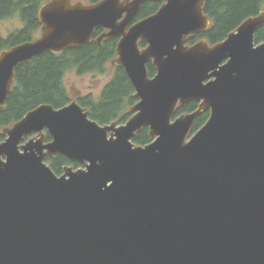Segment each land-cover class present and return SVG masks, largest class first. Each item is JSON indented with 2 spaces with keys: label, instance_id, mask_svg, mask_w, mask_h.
Instances as JSON below:
<instances>
[{
  "label": "water",
  "instance_id": "obj_1",
  "mask_svg": "<svg viewBox=\"0 0 264 264\" xmlns=\"http://www.w3.org/2000/svg\"><path fill=\"white\" fill-rule=\"evenodd\" d=\"M208 1L50 0L40 37L0 53L3 109L19 66L105 30L97 41L119 38L115 63L139 100L123 125L99 124L75 100L3 130L0 264H264V12L190 46L211 26ZM148 2L162 6L133 24ZM145 128L153 141L136 146ZM58 155L82 168L58 176L46 163Z\"/></svg>",
  "mask_w": 264,
  "mask_h": 264
},
{
  "label": "trees",
  "instance_id": "obj_2",
  "mask_svg": "<svg viewBox=\"0 0 264 264\" xmlns=\"http://www.w3.org/2000/svg\"><path fill=\"white\" fill-rule=\"evenodd\" d=\"M50 0H0V23L15 17L20 18L24 27L8 38L0 34V53L26 42L36 40L35 35L41 31L39 12L41 7ZM101 0H89L96 4ZM161 3L148 2L141 9L135 22L142 21L156 14ZM205 15L211 20L207 32L190 38L189 44L194 45L199 40H207L211 45L224 41L235 32L248 18L264 12V0H209L205 4ZM264 42V27L256 34V43ZM118 40H107L102 48L92 42L82 48L67 50L61 54L51 52L34 58L31 62L22 64L16 69L15 83L6 106L0 109V145L6 140L3 130L20 122L28 113L41 105H51L55 109L64 108L72 103L65 85V77L69 72L78 75L104 74L107 64L116 56ZM142 47L145 44H141ZM149 75L153 77L156 69L150 64ZM135 89L124 68L118 66L110 83L104 88L99 99L92 95L81 97L78 103L90 112L91 119L106 126L112 123L126 124L130 113L139 100L135 97ZM198 103L191 102L179 107L175 117L193 113ZM210 112L200 115L192 129L197 133L207 123ZM47 140L51 137L47 134ZM153 140L150 130L145 128L134 139L136 146H147ZM46 163L55 174L62 176L66 167L80 169L79 163H73L62 155L48 156Z\"/></svg>",
  "mask_w": 264,
  "mask_h": 264
},
{
  "label": "rangeland",
  "instance_id": "obj_3",
  "mask_svg": "<svg viewBox=\"0 0 264 264\" xmlns=\"http://www.w3.org/2000/svg\"><path fill=\"white\" fill-rule=\"evenodd\" d=\"M73 3L81 2L85 5H90L89 0H72ZM24 27L20 18L15 17L12 19L5 20L0 23V34L4 38H8L12 33L22 29ZM41 31L35 35V39L40 37ZM201 41V40H199ZM198 41V42H199ZM190 45V44H189ZM191 46V45H190ZM141 46V48H145ZM117 56L110 61L106 66V71L104 74H85L78 75L76 72H69L65 77V85L67 91L71 97L72 102L88 95H92L95 99H99L104 88L111 82L113 79L118 65L115 63ZM156 75V74H155ZM179 118V117H178ZM177 119L176 117L173 120ZM46 133V132H45ZM196 134V133H195ZM192 133L189 134L187 142L195 135ZM49 142L48 140H46ZM74 168V167H73ZM74 170H77L74 168Z\"/></svg>",
  "mask_w": 264,
  "mask_h": 264
},
{
  "label": "flooded vegetation",
  "instance_id": "obj_4",
  "mask_svg": "<svg viewBox=\"0 0 264 264\" xmlns=\"http://www.w3.org/2000/svg\"><path fill=\"white\" fill-rule=\"evenodd\" d=\"M204 8H205V7H204ZM204 13H205V12H204ZM135 19H136V18H135ZM135 23H137V22H135V20H134L133 24H135ZM106 32H107V31H105V30H98V31L96 32L95 38L93 39V41L96 42V43L99 45L100 48H102L103 44H104L107 40H109V39H104L100 44L98 43L97 39H98L99 37H101L102 35H104ZM111 39H113V38H111ZM114 39H117L118 42H119V38H114ZM93 41H92V42H93ZM198 106H199V104H198ZM209 112H210V111H209Z\"/></svg>",
  "mask_w": 264,
  "mask_h": 264
}]
</instances>
